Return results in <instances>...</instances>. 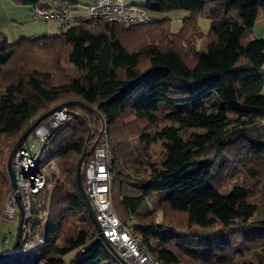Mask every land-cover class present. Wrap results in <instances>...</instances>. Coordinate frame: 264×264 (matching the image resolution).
I'll return each mask as SVG.
<instances>
[{"label":"trees","instance_id":"obj_1","mask_svg":"<svg viewBox=\"0 0 264 264\" xmlns=\"http://www.w3.org/2000/svg\"><path fill=\"white\" fill-rule=\"evenodd\" d=\"M11 1L48 8L42 0ZM145 8L189 15L177 32L167 19L149 18L146 26L156 36L135 48L122 38L133 27L118 22L80 18L55 35L13 43L0 31V204L9 186L7 154L16 141L53 106L62 104L69 113L50 140L60 175L44 241L1 254L0 264H64L70 252L67 264H125L97 233L75 179L80 155L99 143L103 125L112 209L148 257L160 264H234L229 239L243 228L245 246L263 244L254 251L255 262L240 264H264V218L251 219L257 207L250 200L264 178V126H258L264 116V40L251 31L257 15L264 16V0H147ZM198 15L209 20L204 49L195 47L203 36ZM36 52L49 62L33 64ZM66 53L76 77L60 65ZM125 116L136 131L122 132ZM154 140L163 148L159 161L149 156ZM224 171L249 180L221 191Z\"/></svg>","mask_w":264,"mask_h":264},{"label":"built area","instance_id":"obj_2","mask_svg":"<svg viewBox=\"0 0 264 264\" xmlns=\"http://www.w3.org/2000/svg\"><path fill=\"white\" fill-rule=\"evenodd\" d=\"M51 8H33L34 19H52L59 27L78 25L80 17L73 16L74 4L69 0H52ZM78 5V4H76ZM85 8L88 20L118 22L125 28L147 24L150 20L140 6L124 0H91ZM69 113L65 107L56 109L39 124L16 148L12 157L15 189L9 188L5 204L0 211V220L13 221L21 217V237L17 248L26 251L31 243L44 241L43 227L50 214V199L60 175L51 153L50 140L53 134L66 125ZM105 131L100 129L99 143L88 149L84 165V191L94 210L103 238L111 243L120 256L133 264H160L142 250L139 237L119 221L110 202V151L106 147ZM98 233V232H97ZM9 237L3 238L8 244Z\"/></svg>","mask_w":264,"mask_h":264},{"label":"rangeland","instance_id":"obj_3","mask_svg":"<svg viewBox=\"0 0 264 264\" xmlns=\"http://www.w3.org/2000/svg\"><path fill=\"white\" fill-rule=\"evenodd\" d=\"M74 3H77L78 5H75L76 7L72 11L73 16H78L83 19L88 18V13L85 8V5L88 4L89 0H72ZM128 4H132L135 6H140L143 9H145L146 13L148 14L149 18L152 20H161V19H167L169 22V28L173 32H177V30L181 26V20L185 17H188L189 13L186 10H169V11H152L145 8V5L147 3V0H124ZM44 6L51 8L52 6V0H42ZM13 5L15 7H13ZM17 7V8H16ZM18 7L20 9V12L17 10ZM17 10V12H15ZM197 26L202 32V37L198 38L196 40L195 47L197 49L205 48L206 45V39L205 36L208 33L209 30V20L204 18L203 16H197L196 17ZM143 27H133L129 31H126L125 34H123L122 38L124 43L132 48H135L137 45L146 43V42H152V39H154L153 31L149 30L146 26V24ZM0 31L3 32L10 43L15 42L20 37H33V36H40V35H55L59 32V24L55 22L52 19L49 20H41V19H34L31 7L28 5H19L15 4L11 0H0ZM252 33L254 36L263 39L264 40V16L261 14H258L254 24L251 28ZM22 35V36H21ZM48 56L43 52H36L35 57H32L33 64H37L40 66V63L44 60L49 62ZM52 57V56H51ZM60 65L64 68V71L70 76V77H76L77 76V70L74 68V66L68 61L67 59V53L62 56L60 60ZM261 72L264 77V64L262 66ZM56 74V72H54ZM58 76V74H56ZM262 95H264V82L261 89ZM258 126H264V116L260 119H258ZM136 123H133L130 116L124 117V122L122 123L121 130L122 132H133L136 131ZM39 126V125H38ZM103 130L106 132V129L104 128V125L102 126ZM162 144L160 140H154L150 146H149V156L150 159L153 161H159V159L162 156ZM7 153V152H6ZM46 155H49L48 151H45ZM9 154V152H8ZM7 154V156H8ZM6 173V172H5ZM7 175V174H6ZM63 177V176H62ZM61 177V178H62ZM223 177V186L221 187V191H225L228 189L233 183L235 182H246L248 181V177L244 173H232V175L228 176V172L224 171L222 172ZM264 184V178L262 179L261 186ZM260 185L256 187L255 194L250 198V200L254 203H256L257 210L253 213L251 219H262L264 218V187H261ZM11 188L10 184L8 188L5 189L1 204H0V211L4 206L5 197L6 194ZM218 190L219 192H221ZM18 217V216H17ZM15 218L13 221L9 220H0V251L4 253H9L12 245L14 243L15 234L17 230V224H18V218ZM160 219V214H157V220ZM251 219L247 223H251ZM246 228L251 227L250 224H248ZM242 229H239L237 233H233L230 236L229 242L231 243V247L233 249H229L227 251V255L231 258V263L237 264V263H243L247 261L255 262L254 258V251L261 252L262 250L258 247L259 245H262L263 243H259V245H251L245 246L244 242H241V238L239 236ZM97 231V230H96ZM98 232V231H97ZM99 233V232H98ZM9 237L11 240L10 243L4 244L3 238ZM264 239L261 241L263 242ZM35 245V243H31L30 247L32 248ZM248 247V249L246 248ZM17 251H20L17 249ZM0 254V255H1ZM74 253L70 252L63 256L64 264H67L70 259L73 257ZM179 264V263H178ZM180 264H199L198 262H189V263H180ZM226 264V263H221Z\"/></svg>","mask_w":264,"mask_h":264},{"label":"water","instance_id":"obj_4","mask_svg":"<svg viewBox=\"0 0 264 264\" xmlns=\"http://www.w3.org/2000/svg\"><path fill=\"white\" fill-rule=\"evenodd\" d=\"M62 104L53 106L52 108L49 109V111H47L46 113H44L43 115H41L40 117H38L29 127L28 129L21 135V137L16 141L15 145L12 147V149L10 150L7 159H6V163H5V169L7 172V176H8V180H9V184L11 186L12 189H15V182H14V175H13V171H12V166H11V162H12V157L15 153L16 148L18 147V145L31 133L32 130H34L38 124L46 117L50 116L56 109H58L59 107H62ZM88 154V149L85 148L83 153L80 155L77 163H76V172H75V179H76V184H77V189L78 192L87 208V211L89 213V216L91 217L96 230L99 232L100 236L103 238V235L100 231V228L97 224L96 218H95V214H94V210L93 207L91 205V202L88 198V196L86 195L84 188L81 184L80 181V169H81V165L83 162L84 157ZM21 224H22V219L20 217L18 224H17V230H16V234H15V239H14V243L12 245L11 251L10 253H13L16 251L17 246H18V242L19 239L21 237ZM121 257V256H120ZM122 261L125 264H130L129 262L125 261L124 259H122Z\"/></svg>","mask_w":264,"mask_h":264},{"label":"crops","instance_id":"obj_5","mask_svg":"<svg viewBox=\"0 0 264 264\" xmlns=\"http://www.w3.org/2000/svg\"><path fill=\"white\" fill-rule=\"evenodd\" d=\"M90 1H91V0H89V2H90ZM89 2H88V3H89ZM13 7H15V6L13 5ZM16 8H17V7H16ZM19 8H21V7H18L17 10L20 12V9H19ZM17 10H16L15 12H17ZM21 36H22V35H21ZM255 37H256V36H255ZM257 38H258V37H257ZM1 253H3V252L0 251V254H1Z\"/></svg>","mask_w":264,"mask_h":264}]
</instances>
